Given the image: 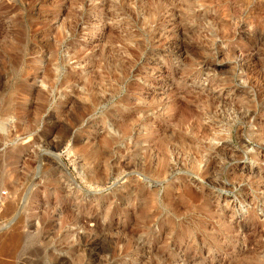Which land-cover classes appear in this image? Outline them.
<instances>
[{"label":"rangeland","instance_id":"374dc122","mask_svg":"<svg viewBox=\"0 0 264 264\" xmlns=\"http://www.w3.org/2000/svg\"><path fill=\"white\" fill-rule=\"evenodd\" d=\"M0 264H264V0H0Z\"/></svg>","mask_w":264,"mask_h":264},{"label":"water","instance_id":"95a60500","mask_svg":"<svg viewBox=\"0 0 264 264\" xmlns=\"http://www.w3.org/2000/svg\"><path fill=\"white\" fill-rule=\"evenodd\" d=\"M61 145H62V143H59L56 148H59ZM55 154H56L57 157H59V153L58 152H56Z\"/></svg>","mask_w":264,"mask_h":264}]
</instances>
